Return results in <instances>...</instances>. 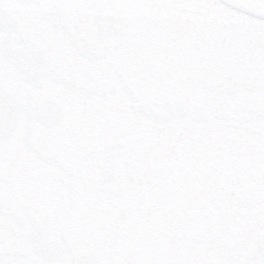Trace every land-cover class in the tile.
I'll return each mask as SVG.
<instances>
[{
  "label": "snow or ice",
  "instance_id": "obj_1",
  "mask_svg": "<svg viewBox=\"0 0 264 264\" xmlns=\"http://www.w3.org/2000/svg\"><path fill=\"white\" fill-rule=\"evenodd\" d=\"M0 264H264V0H0Z\"/></svg>",
  "mask_w": 264,
  "mask_h": 264
}]
</instances>
